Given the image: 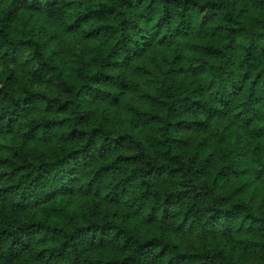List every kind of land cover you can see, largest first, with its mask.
<instances>
[{"label": "trees", "instance_id": "obj_1", "mask_svg": "<svg viewBox=\"0 0 264 264\" xmlns=\"http://www.w3.org/2000/svg\"><path fill=\"white\" fill-rule=\"evenodd\" d=\"M0 264H264V0H0Z\"/></svg>", "mask_w": 264, "mask_h": 264}]
</instances>
